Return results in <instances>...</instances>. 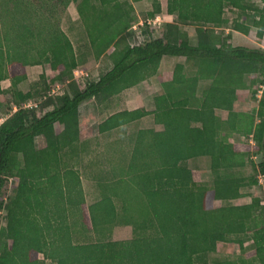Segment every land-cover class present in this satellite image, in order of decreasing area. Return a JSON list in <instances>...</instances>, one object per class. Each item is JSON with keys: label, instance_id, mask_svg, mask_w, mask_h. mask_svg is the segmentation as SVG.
Returning a JSON list of instances; mask_svg holds the SVG:
<instances>
[{"label": "trees", "instance_id": "1", "mask_svg": "<svg viewBox=\"0 0 264 264\" xmlns=\"http://www.w3.org/2000/svg\"><path fill=\"white\" fill-rule=\"evenodd\" d=\"M78 1L0 0L3 15L11 19L6 41L0 42V93L12 95L0 124V220L3 212L6 219L5 227L0 221V264H211L222 242L239 244L242 256L214 263L264 264L261 200L229 203L264 176V160L256 165L251 154L264 157V48L233 46V35L226 32L249 35L255 28L263 36L264 0L262 7L252 0H169L167 13L177 21L167 22L159 36L147 22L131 30L138 23L134 3L142 0H82L78 12L97 59L105 56L112 64L98 80L84 84L75 79L80 65L73 43L52 20L58 7L64 14ZM228 8L238 10L240 18L230 22ZM162 13L161 2L154 0L148 20ZM189 26L195 40L185 30ZM144 30V41L131 45V37ZM168 58L175 64L154 99L155 110H118L99 123V133L107 134L154 115L163 129L138 131L132 153L112 163L118 166L113 177L99 182L102 198L86 214L100 236L77 243L79 230L69 219L86 197L80 172L64 157L80 143V109L90 100L100 115L119 106L120 94L158 76ZM34 65H49L57 73L52 82L69 87L64 95L47 98L51 86L45 85L40 104L27 108L40 92L18 87ZM6 79L13 90L1 89ZM201 81L205 86L198 96ZM248 91L259 102L250 116L235 108L239 94ZM235 133L255 145L228 141ZM200 157L211 161L209 185H199L188 166ZM244 163L258 168L257 175L236 176L234 170ZM11 179L18 184L10 187ZM217 201L222 205L216 207ZM116 225L132 227L133 239L104 240V230Z\"/></svg>", "mask_w": 264, "mask_h": 264}, {"label": "rangeland", "instance_id": "2", "mask_svg": "<svg viewBox=\"0 0 264 264\" xmlns=\"http://www.w3.org/2000/svg\"><path fill=\"white\" fill-rule=\"evenodd\" d=\"M163 7V13L158 16L155 20H148V12L152 10V5L154 0H145L144 2L135 3L136 4V16L138 22H142L141 25L147 24L150 28H153L156 32L154 36H159L163 31V27L167 22H176L177 17L169 15L167 13V6L169 0H159ZM252 3L256 6H263L261 0H252ZM0 4V42L5 43L6 39L4 35V31L9 27L7 22H10L11 19L3 15ZM75 12V11H73ZM57 15L52 17L53 22L61 24V27L64 24L65 29L69 28V24L66 23V19L68 16L70 17V12L62 13L61 7H58L56 10ZM140 16H138V15ZM226 17L233 22V20L240 18V13L238 10L228 8L226 10ZM150 21V22H149ZM11 23V22H10ZM139 23V24H140ZM231 25V24H230ZM8 26V27H6ZM147 30L146 25L142 27ZM145 30L140 34L135 35V39L133 38L135 44L141 43L144 41V37H146ZM185 30L189 33L192 39L195 40L196 31L192 26L186 27ZM218 32L222 33L223 31L218 30ZM227 33L231 32L233 35L232 45L233 46H242L247 48H264V33L263 36L258 35V31L255 28H252L249 35L242 34L240 32L231 31L228 29ZM83 58L85 56L81 55ZM90 60V58H89ZM175 64V60L173 58L164 59L159 73L160 76L153 77L149 79L147 83H144L143 86L148 84L152 89V92H148L145 95L139 93V89L134 87L133 89L128 91V99L122 103L121 100H118L120 106H116L112 108L110 111L103 113L100 115V112L97 108L96 101L92 100L88 106H84V108H88L89 110L86 112L82 111V127H81V140L80 143L77 144V148L74 151L67 150L65 152V163L68 167L77 170L80 172L82 177V186L84 190V194L86 197V203L80 210L77 212L74 210L73 213L70 214V224L74 227L77 225V229L79 232L75 236V242L84 243V242H92L97 240L98 235L95 230H93L91 223L89 222L88 216V208L93 203L99 201L102 198V190L99 186V182L104 181L106 179L112 178L115 169L118 166L112 165L115 161L120 160L124 156L128 157L134 147L135 135L138 131L143 129H151L155 128L156 130H162L163 127L161 125H156L154 115H149L139 121L131 123L121 129L112 131L107 134L99 133V123L104 119L103 115L109 116L111 113L121 110L122 108H148L150 111L156 109V103L154 101L155 95L158 93L159 88H161L162 82L166 81L168 77L172 74V70ZM34 65L27 67V79L23 83H21L18 87V90L23 92H28L31 89H38L40 95L34 99V102L40 104L42 101L41 97L45 94V85L51 86L50 93L51 96H62L67 92L69 87V83L56 82L55 84L52 82L53 79L57 76V73L52 71L49 65ZM112 67L111 62L108 58H103L97 65L91 63H80L79 68L75 71V79L84 84L87 81L98 80L101 75L106 72V67ZM142 84V83H141ZM204 81H201L198 88V96H201L204 88ZM2 90H13L12 84L10 80H4L1 83ZM53 91H56L55 93ZM12 93V91H11ZM151 93V94H149ZM261 93L257 96V98L261 97ZM42 94V95H41ZM46 100V99H45ZM12 95L10 93H0V102L2 103V108L0 109V124L6 119L7 109L8 107H12L11 102ZM121 101V102H120ZM121 103L123 105H121ZM29 104V103H28ZM116 104V103H115ZM125 106V107H124ZM30 108V107H27ZM92 108V111H90ZM235 108L238 112H242L245 114L253 115L256 114L259 109V102L256 98H253L251 91L240 93L239 98L235 103ZM14 111H17V108H14ZM90 116H86V114H91ZM218 115L228 117V112L225 110H217ZM62 127L57 125V131H61ZM233 138V139H231ZM228 141L235 140L238 144L241 143H250L251 146L255 145V142L252 138L248 139L243 137L242 135L235 133L231 137L227 138ZM44 139H37V145L39 147L43 146ZM252 154V160L256 165H259L260 162L264 160L262 155L256 156L254 153ZM188 166L193 171V176L195 181L199 185H209L212 183L214 173L211 168V161L208 157H200L188 162ZM258 169V168H257ZM257 169L252 167L251 164L244 163V165H239L234 170L236 176L242 177H250L257 175ZM260 183L256 186H247L242 188L243 197L237 200H233L229 203L234 205H245L251 203L254 199H260L262 205L264 206V181H261V176H259ZM17 180H10V187L16 186ZM217 206H221V201H217ZM225 204V203H224ZM1 226H6L5 212L1 214ZM82 230V231H81ZM88 231V232H86ZM104 240L106 241H130L133 239V231L132 227L124 226V225H116L109 230H104ZM82 232V233H81ZM238 238V237H237ZM242 238V237H241ZM248 240V239H247ZM246 247H252L251 241H246ZM240 246L234 242H222L217 246V252L210 256L211 264H216L213 260H238L240 258ZM239 256V257H238ZM40 258L43 259V255H40Z\"/></svg>", "mask_w": 264, "mask_h": 264}, {"label": "crops", "instance_id": "3", "mask_svg": "<svg viewBox=\"0 0 264 264\" xmlns=\"http://www.w3.org/2000/svg\"><path fill=\"white\" fill-rule=\"evenodd\" d=\"M82 0L78 1L77 3H72L69 8H68V12H70V17L68 16V19H66V23L69 24V28L65 29L64 27V24L62 26V29L63 31L66 33V35L69 37V39L71 40V42L73 43V46H74V49H75V52H76V55L78 57V61H79V65L80 63H91V64H95L97 65V62L99 63L101 61V59H103L104 57H102L101 59H97V52L96 50L94 49V47L92 46L91 44V41L89 39V35H88V31L86 29V23L84 22V19L80 16L79 12H78V4L81 2ZM96 1V0H94ZM93 0H91L92 3H95ZM121 2H125V1H130V0H120ZM145 0H142L141 2H144ZM97 3V2H96ZM134 7L135 9L137 8L136 7V4L134 3ZM75 11V12H73ZM138 15V14H137ZM139 16V15H138ZM140 17V16H139ZM140 22H138L136 25H134V27L131 29L132 31H137L140 26H142V22L139 24ZM138 35V34H136ZM135 37L132 36L131 39H130V44L131 45H136L134 43V41L132 42L133 38ZM135 39V38H134ZM85 56L84 58L81 56ZM90 58V60H89ZM112 65V64H111ZM41 66V65H39ZM37 66V67H39ZM112 67H106V72L107 73L109 70H111ZM53 71V70H52ZM55 72V71H54ZM160 76V73L158 75V77ZM157 77V76H156ZM155 77V78H156ZM149 80L143 82L142 84L136 86L137 89H139V93L142 94V95H145L147 94L148 92H152V89L148 84H146L145 86H143L144 83H147ZM134 88V87H133ZM131 88V89H133ZM131 89H127L126 91H124L122 94H120V96H118V100H121L122 103H124V101H127L128 99V91L131 90ZM163 93V90H162V86L161 88H159L158 90V93L155 95L154 99L161 95ZM151 94V93H149ZM152 95V94H151ZM120 101V102H121ZM92 102V100L90 101H87L86 103H84L80 109V115L82 116V111L83 112H86L88 111L89 109L88 108H84V106H88V104H90ZM121 103V105H123ZM120 106V104H118ZM125 107V106H124ZM138 109V108H137ZM146 109L148 111H150L147 107ZM111 109L105 111L108 112L110 111ZM121 110H130V111H133V110H136V109H130V108H125V109H121ZM90 111H92V108H90ZM92 115V112L91 114H86V116H90L91 117ZM104 118H107L108 116H105L103 115ZM103 120V118H102ZM125 127V126H124ZM123 128V127H122ZM121 129V128H120ZM118 130V129H117ZM115 131V130H114ZM112 132V131H111ZM110 133V132H109ZM252 243V241H251ZM247 244H245L246 246Z\"/></svg>", "mask_w": 264, "mask_h": 264}, {"label": "built area", "instance_id": "4", "mask_svg": "<svg viewBox=\"0 0 264 264\" xmlns=\"http://www.w3.org/2000/svg\"><path fill=\"white\" fill-rule=\"evenodd\" d=\"M54 93L56 92V91H53ZM52 94L50 93V96H51ZM38 106V103L36 102H30L29 104H27L26 105V107H30V108H33V107H37ZM261 181L263 182L264 181V176H261Z\"/></svg>", "mask_w": 264, "mask_h": 264}]
</instances>
